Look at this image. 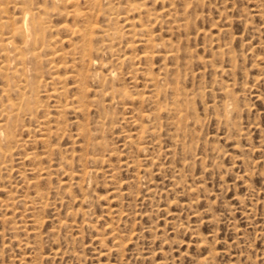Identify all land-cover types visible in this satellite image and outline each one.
I'll list each match as a JSON object with an SVG mask.
<instances>
[{
  "label": "rangeland",
  "instance_id": "rangeland-1",
  "mask_svg": "<svg viewBox=\"0 0 264 264\" xmlns=\"http://www.w3.org/2000/svg\"><path fill=\"white\" fill-rule=\"evenodd\" d=\"M131 1L146 11L102 1L122 38L109 52L93 37L103 66L89 70L117 75L88 81L82 111L54 106L81 94L73 79L51 80L80 68L71 52L81 37L64 31L52 48L65 53L53 59L60 68L43 61L33 71L42 76L36 116L12 110L19 119L8 126L19 120L13 140L23 146L11 141L1 158L0 264H264V0ZM57 17L53 25H80ZM138 17L153 51L132 34ZM129 55L134 62L120 63Z\"/></svg>",
  "mask_w": 264,
  "mask_h": 264
},
{
  "label": "bare ground",
  "instance_id": "bare-ground-1",
  "mask_svg": "<svg viewBox=\"0 0 264 264\" xmlns=\"http://www.w3.org/2000/svg\"><path fill=\"white\" fill-rule=\"evenodd\" d=\"M48 1H49V5H46L44 3V5L33 7V6H30L31 3H29L30 1L27 2V0H0V81H1L0 96H1V98L4 97L6 99V102L3 103L5 105L2 104L3 105L2 108L0 107L1 108L0 109V116H2V115L6 116V120L5 121L1 120L2 123L0 122V164L3 163V161L1 162V160H2L1 158L5 156L4 150L7 149L6 146H8L11 141H15V145H17L18 142L21 143L20 142L21 140L20 141L18 140V142L16 143L17 138L15 140H13V136H14V138H15V136H17V135H13V134H14V131L17 130L15 128V126L18 125L17 121H19V120H17V121L15 120L16 121L15 126L13 125L15 130H12L13 128H9L10 126H8V125H10V123H8V121H10V120L13 121L14 118L19 119L17 117L18 112H15L17 114V116L14 115V118H12L13 117V115L11 114L13 112L12 110L14 109V111H16L15 110V108H16L19 111H21V110H23V112L27 111L26 114L29 115V116L28 115L27 116L29 118H31V117H34V115L36 114V112L39 108V107H37V108L34 107L37 105L33 102L32 99H33V96L36 93H38V89H40L39 87L42 86V85H39V86L37 85L38 84L37 82H39V79L42 78V76L36 82V81H34L36 78V77L34 78V76H36V75H34L33 73L36 71L37 67H39L43 64V61L45 63H47V65L49 63L52 64V65H50V70H52V71L58 70L61 66V65L60 66L55 65L53 59L55 57L62 58L63 56H65V53H63L62 51H54L52 49L53 46H55L56 43L58 42V40L56 39L55 36H57L59 31H64L66 33H69L70 36L76 35V36L81 37L80 44L78 46H73V49L71 52V54L73 56L76 54L79 55V66H80V68L77 70L75 69V71L74 70L71 71V73L69 74V77L62 78L58 75H53L51 77V80L53 82H58V83L65 82L66 78L73 79L74 83H77L78 89L81 91V94L76 98V101H75L76 105H74V101L73 102L72 101L71 102L64 101V103H62V101L56 102V105H54V106H55V109L58 110L59 113H65L66 111H69V110H71L73 112L82 111V109L84 107V101L87 98L86 97V91H87L86 87H87L88 81L92 82V83L93 82H106V81L109 82L110 80H113L115 78V76L117 75L115 72L116 70L112 69V70H109L105 76H100L96 72H93V71L91 72L89 70V67H93L96 64L100 68L103 66V64L101 62L96 63L94 61V59L92 58L93 51H95L96 53L99 52V47H97L98 49L93 50V47L91 46V40L93 39V37H95L96 35L98 37H100L102 39V42H103L102 46L104 45L105 48H107V51H108V49H110L109 52H113V51H111V48H112L111 44L114 40L116 41V39H118V41H119V39H120V41H121L122 36L121 37L118 36L119 35L118 29H120V28L117 29L116 28L117 23H115V21L118 18L117 17L118 14L115 15L116 13H114V15H115L114 16L112 13L106 12L105 8L102 5L103 0H83V2L85 4H88L87 5L88 9H86V11L85 10L81 11V9H79V7H76L77 2L74 0H67L64 2H63V0H48ZM124 1L126 4L125 9L127 12L139 14L142 10L146 11V7L144 4H137L131 0H124ZM45 2H46V0H45ZM32 4L34 5L33 2H32ZM68 4L71 5L70 6L71 8H73L70 11H67L68 9L66 10V8L69 7ZM7 5H12L13 9L16 10V12L18 11L17 15L9 16L10 10L8 11L9 12L8 13L9 15H8L7 11H6L8 9L5 7ZM65 5H67L66 8H65ZM14 10H12V11L14 12ZM171 12H172V10L169 8L167 10V14L169 15V17L172 18ZM93 15L95 17L105 16L107 18V25H105L104 27L98 26L97 23L92 20ZM53 16L71 17L75 21L76 20L80 21V25H77V24H79L78 22L76 24L72 25L71 27L67 26L65 24L60 25V26L53 25L51 23V18ZM150 16H151L150 12H147V18H146V20H143V21L147 22L148 21L147 19ZM138 18L139 19H135V20H137V22L136 21H133V22L139 23L138 24L139 28L135 29L133 26L134 24H132V26H131L132 34H133V36L139 37V43L140 44H145V47H147L149 45L150 46V47L148 46L149 49L151 48V50L153 51V49L156 48L158 46V44L154 43V41L150 38L151 37V36H149L151 34L150 32H149L150 33L149 35L146 34L148 32L147 29L150 30V28H147V27H149V25L147 26V24L145 22V24L147 26L146 27L145 24L142 23V20H141L142 18L141 19H140V17H138ZM154 18H156V17H154ZM114 23H115L116 27H115ZM54 34H56V35H54ZM120 35H121V32H120ZM58 43H60V42H58ZM131 44L134 45L133 43H131ZM132 45H131V47H132ZM142 46H144V45H142ZM105 48H101L100 50L105 49ZM48 51L49 52L52 51V52L49 53ZM148 51L149 50H147V52H143L144 59L145 58L148 59L150 57V55H149L150 52H148ZM152 51H151V54H154V52L152 53ZM46 52H48L52 57L48 56L47 59L42 60L43 58H45L47 56ZM115 52H116V50H115ZM114 56H115V54H114ZM131 56L132 55L125 56L123 58L121 57L122 59L121 58L119 59L120 63H127V62L132 63V61L134 62V59ZM151 56H153V55H151ZM140 58H142V57H140ZM73 67L75 68V66H73ZM86 67H88V69ZM41 69L39 68V70H41ZM39 73L40 72H38V76H39ZM41 74H42V72H41ZM149 79H150V77H149ZM152 80H153V78H152ZM41 83H42V81H41ZM101 87H102V85H101ZM62 89L65 90V86ZM64 90L59 91L58 89L54 88L50 92V94L53 95L54 97H58V99H60V97L63 95ZM105 91H107V90H105ZM15 92H16V94H18L17 95L18 101H16V103H14L15 100H11L10 98H8V96H10L11 93H15ZM1 98H0V100H1ZM4 98H3V100H4ZM94 102H95L94 99L90 100V103H91L90 105H92V103H94ZM15 113H13V114H15ZM24 116H26V115H24ZM23 118H21V119H23ZM29 118H27L28 121H30ZM1 119H4V118H1ZM3 121H4V123H3ZM20 123L22 124V120L20 121ZM20 123H19V125H20ZM46 124L44 123V125H46ZM38 125H39V122H38ZM38 125H37V127H38ZM23 127H25V126H23ZM18 128L20 129V127H18ZM40 128H41V126H40ZM44 129H46V128H44ZM49 129L50 128H47L46 131L49 132ZM55 129H57V131H55V132L52 131V132L56 133V135H57L58 131H60L62 128L56 127ZM39 131H41V130H39ZM29 132L30 131H28V133ZM43 138H45V137H43ZM39 140H41V139H39ZM12 143L10 145H13ZM22 144H23V142H22ZM17 146H19L18 148H21L23 145L20 146V144H19ZM91 146H92V144H91ZM12 149H13V147H12ZM11 151H10V153H11ZM7 157H8V155H7ZM6 160L8 161L9 159H6ZM7 163L8 162H6V165H7Z\"/></svg>",
  "mask_w": 264,
  "mask_h": 264
}]
</instances>
